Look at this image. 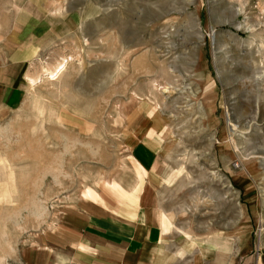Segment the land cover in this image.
I'll list each match as a JSON object with an SVG mask.
<instances>
[{
    "label": "rangeland",
    "instance_id": "obj_1",
    "mask_svg": "<svg viewBox=\"0 0 264 264\" xmlns=\"http://www.w3.org/2000/svg\"><path fill=\"white\" fill-rule=\"evenodd\" d=\"M65 1L73 34L0 101V264H22L76 210L128 217L141 194L177 245L216 237L234 264H253L264 254V0ZM63 56L57 76L30 82ZM155 137L149 168L131 148Z\"/></svg>",
    "mask_w": 264,
    "mask_h": 264
},
{
    "label": "crops",
    "instance_id": "obj_2",
    "mask_svg": "<svg viewBox=\"0 0 264 264\" xmlns=\"http://www.w3.org/2000/svg\"><path fill=\"white\" fill-rule=\"evenodd\" d=\"M70 9L65 0H0V101L12 98L30 60L73 34ZM154 139L131 148L149 168L156 163ZM141 197L128 217L76 210L23 250L22 264H234L227 246L217 250L216 237L177 245ZM253 264H264V254L254 255Z\"/></svg>",
    "mask_w": 264,
    "mask_h": 264
},
{
    "label": "bare ground",
    "instance_id": "obj_3",
    "mask_svg": "<svg viewBox=\"0 0 264 264\" xmlns=\"http://www.w3.org/2000/svg\"><path fill=\"white\" fill-rule=\"evenodd\" d=\"M66 62H67V58L63 56L53 66L47 67L46 69L41 68L36 74H30L27 77L29 78V80L32 84L41 80L42 77H44V76L53 78V77L57 76L62 71V69L66 65ZM159 219L161 222L163 220V216H159Z\"/></svg>",
    "mask_w": 264,
    "mask_h": 264
}]
</instances>
